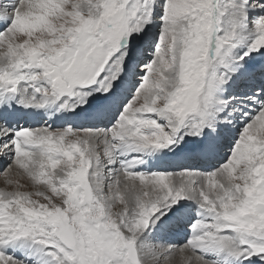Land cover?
Here are the masks:
<instances>
[{
	"label": "snow or ice",
	"instance_id": "1",
	"mask_svg": "<svg viewBox=\"0 0 264 264\" xmlns=\"http://www.w3.org/2000/svg\"><path fill=\"white\" fill-rule=\"evenodd\" d=\"M0 264H264V0H0Z\"/></svg>",
	"mask_w": 264,
	"mask_h": 264
},
{
	"label": "rangeland",
	"instance_id": "2",
	"mask_svg": "<svg viewBox=\"0 0 264 264\" xmlns=\"http://www.w3.org/2000/svg\"><path fill=\"white\" fill-rule=\"evenodd\" d=\"M0 186H2V184H0Z\"/></svg>",
	"mask_w": 264,
	"mask_h": 264
}]
</instances>
